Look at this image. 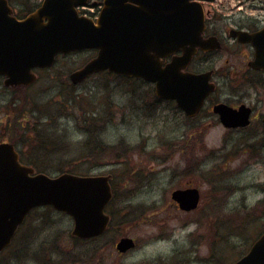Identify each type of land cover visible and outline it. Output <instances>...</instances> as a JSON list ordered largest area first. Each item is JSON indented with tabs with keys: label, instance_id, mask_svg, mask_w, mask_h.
<instances>
[{
	"label": "rangeland",
	"instance_id": "1",
	"mask_svg": "<svg viewBox=\"0 0 264 264\" xmlns=\"http://www.w3.org/2000/svg\"><path fill=\"white\" fill-rule=\"evenodd\" d=\"M39 1L14 0V6L17 13L25 14L28 8L33 9L34 2ZM18 2L23 4L22 7ZM234 3L236 6H230V9L238 6L237 0ZM92 56V52L85 51L59 58L51 73L68 75ZM226 58L223 52L199 56L195 71L213 68L216 97L254 107L251 127L242 131H227L213 117L210 126L184 123L181 114L169 103L152 102L157 109L148 116L138 109V105L142 100L152 101L153 96L143 98L149 87L138 82H131L133 86H130L123 85L120 80L118 82L122 84L114 89L116 78L94 76L77 86L74 94L80 95L82 103L83 100L86 103L81 104L82 111L88 107L100 111L104 108L103 104L99 107L100 85H107L109 93L103 95V101L104 97L110 100L117 115L115 121L102 130L101 139L114 146L118 144L121 151L126 150L127 158L108 161V156L102 160H79L83 157L81 151H84L82 134L87 128L80 123L82 111L79 110L78 114L70 113L55 121L63 136L58 148L64 149L65 154L43 157L37 161V166L49 176H56L58 173H54V169L64 165L62 168L74 166L77 170L74 174L99 175L110 171L119 185L128 182L125 189L116 190V198L109 207L113 216H121L119 222L115 218L120 228L113 226L100 239L75 242L70 236L72 221L69 217L40 209L28 220L29 230H35L34 235L23 233V237L29 238V245L20 246L17 241L0 256V264H38L45 253L41 246L51 245L54 241L60 252L52 253L53 257L49 253L51 258H47V262L51 264H84V256H89L97 247L95 258L102 260L101 264H232L245 254L258 235L264 232V140L258 124L264 114V85L252 87L255 80H226L221 75L227 68ZM235 60L239 62L236 66H240V61ZM232 61L229 59V63ZM48 74L43 73V77L25 94L4 91L0 80V142L21 141L26 136L22 127L48 123L43 119L26 124L19 118L14 124L10 117L23 109L19 106L16 111H11L21 104L23 94L28 101L35 102L33 105L42 108L49 101H55L60 87L46 78ZM132 87L136 92L129 95ZM110 89L114 90L110 92ZM231 89L238 94H233ZM238 89L251 90L240 92ZM31 105L28 103L24 108L29 110ZM48 110L53 113L56 107ZM33 116L39 117L36 109ZM43 129L45 133L51 131L47 127ZM182 134L186 136L184 152H192L193 165L187 162L188 156L178 153V140ZM17 144L18 151L29 153L28 146L22 148ZM240 150H246V154L239 155ZM223 177L226 179L222 180ZM188 181L200 189L202 200L196 210L182 212L174 206L171 192ZM256 206L260 210L258 214L249 215L248 212ZM233 218L239 219L234 221ZM126 236L133 239L136 247L124 257H118L114 246L119 238Z\"/></svg>",
	"mask_w": 264,
	"mask_h": 264
},
{
	"label": "water",
	"instance_id": "2",
	"mask_svg": "<svg viewBox=\"0 0 264 264\" xmlns=\"http://www.w3.org/2000/svg\"><path fill=\"white\" fill-rule=\"evenodd\" d=\"M201 0H104L96 23L78 17L76 7L85 0H43L23 19H16L6 0H0V76L6 86H29L33 70L53 65L57 55L97 50L96 56L73 71L76 85L90 75L107 71L151 82L155 94L175 100L187 115L202 106L215 86L212 71L185 72L198 49H219L215 38L203 39ZM204 1V0H203ZM239 42L255 48L254 68H264V30L253 35L235 33ZM181 52V55L176 53ZM171 61L163 66V59ZM227 128L249 124V109L214 107ZM264 122V118H263ZM111 198L108 177L35 173L20 164L12 144H0V252L7 248L26 215L34 208L51 206L73 219L71 236L89 239L105 232L104 208ZM171 199L185 212L199 202L195 189L175 190ZM134 247L130 238L116 244L119 253ZM234 264H264V234Z\"/></svg>",
	"mask_w": 264,
	"mask_h": 264
},
{
	"label": "flooded vegetation",
	"instance_id": "3",
	"mask_svg": "<svg viewBox=\"0 0 264 264\" xmlns=\"http://www.w3.org/2000/svg\"><path fill=\"white\" fill-rule=\"evenodd\" d=\"M8 2H9V5L13 9L12 10L13 15L15 17H17V19H21L27 15V14L17 13L16 7L14 6V3H16V2H12V0H8ZM103 2H104V0H85V3L82 6L76 8L77 16L85 18L87 20H90V21L96 23L99 15H100L101 10L103 9ZM40 4H41V2L40 3L34 2L32 4L33 10L36 9L37 7H39ZM237 4H238V6L236 8H234V9H230V8L228 9L227 8L223 12H220V13H218L216 11L214 12V11H210V10H207V11L205 10L206 11L205 17H204L205 28H204L202 37L205 40L209 39V38H215L217 40V42L219 43L220 48H219V50H216V51L198 50L196 52V54L192 57L187 68L185 69V72H189V73H193V74H200V73H204V72L211 70L212 76H211L210 80L215 85L214 90L204 98L202 106L193 115H187L186 112L181 107H179L177 105L175 100L162 99V98L157 97L155 95L154 85L152 83L144 81L143 79H138L135 77L121 76V75H117L114 73H108L106 71L93 74V75L89 76L87 79H85L84 81H82L81 83H79L77 85H73L69 80V75L71 72L68 75L60 76L58 74L51 73V72H53L54 67L49 68V69H35L33 72H34V75L36 76V80L32 84H30L29 86H6L4 84L5 78L3 76H0L1 86L3 87L4 91L11 90L13 93H16L18 91H14V90L22 89L25 92L28 89L34 87V85L41 79V77H43V73H49L46 78L51 79L53 81V85L56 87H60V88H61L62 83H64V88H66L65 87L66 84H70L76 88L77 86L81 85L82 83L86 82L87 80H89L90 78H92L94 76H111L113 78H116V85H114V87H113L114 89H118V85L122 84V83L118 82L120 80L123 81V85L133 86L131 84V82H138V83L143 84V85H148L149 88H147V91L145 92L143 98H145L148 95H152L153 96V97H151L152 101L146 102V101L142 100L141 104L138 105L139 106L138 109L140 111H142L143 113L147 114L148 116H150V114L153 111L154 112L156 111L155 109H157V108L154 105L155 103H157V104L158 103L159 104L169 103L174 107V109L177 112H179L181 114V116H182L181 121L184 123H188L192 126H200L204 123L207 126H210L211 125V124H209L211 122L210 118L213 117V118H215L216 123H219L220 126H222V128H224L227 131H237V130L242 131V130L249 129L251 127L252 119L254 117L253 116L254 107H251L250 105L242 103V102H239V103H231L229 101L225 102V101L220 100L219 97H216L215 95L217 92V85L213 81V79L215 77V70L213 68L209 67L206 69H202L200 71H195V68H197V65L195 62L199 56H206V55L210 56L212 54H215L216 52L217 53L223 52L227 55V58L225 60L227 68L223 71V73L221 75L226 80H228V81L231 80V81H236V82L237 81H243V82L249 81V82H251L252 80H255L256 82L254 84H252V87H260V86L264 85V68L261 67V68L257 69V68H254L252 65V62L255 59V48L252 46V44L250 42H245V43L239 42L238 36L234 35L235 33H246L247 35H253V34H256L258 32H261L262 30H264V0H237ZM18 5H20V7H22L23 4L18 2ZM34 6H36V7L34 8ZM233 6H236V4L234 3ZM260 43L264 47V39H263V41H260ZM87 51L92 52V54H93V56L90 59L95 57V55L97 54L96 50H87ZM177 55H181V52H178ZM234 58L237 59L238 61H240V63H241L240 66H236L239 62L236 63V60ZM229 59L233 60L232 63H229ZM89 60H87V61H89ZM170 61H171V57L164 59L163 60V66L165 64L169 63ZM100 88L101 89H99V92L101 93V97L99 99L100 100L99 107L101 104H103L104 105V108H102L103 110L100 109V111H98L96 109L88 107L87 109H84V111H92L93 114L87 115V112H86L85 123H84V121L83 122L80 121V123L87 125V128H84V132L82 134V140L85 141L88 138L90 139L88 148H85L84 152L89 155L88 158L97 159V160H102L103 158L108 157V156L110 157V158H108V161L109 160L116 161V160L122 159L123 157L127 158V155L125 153L126 150L121 151V148H120V146H118V144L114 146V144H108L103 139H101L102 130L106 127V125L113 123L115 121V116L117 115V113H116V108L113 109L115 105H112L110 100H106V97H104L105 101H103V95H107V93H109L107 85L101 84ZM66 89L64 91H66ZM114 89H112V90H114ZM112 90L110 89V92ZM238 90H241L240 92H246V91H249L251 89H238ZM58 91H60V90L58 89ZM135 92H136V89H134V87L129 89V93H130L129 95L135 94ZM231 92L233 94H238V93H234L232 91V89H231ZM69 94H70V92H69ZM79 97H80V95H79ZM145 99H147V98H145ZM82 104L86 105L85 100H83ZM220 104L226 105L228 108H230L233 111H238L242 106L245 107L246 109H249V115H248L249 124L244 126V127L238 126L235 128H232V127L227 128V127L223 126L221 121H220V114L214 111V107H216L217 105H220ZM65 115H67V113L63 112V115H61L59 118L65 116ZM80 117L82 119L83 115H81ZM260 117L261 118L258 121V124L261 126V133L260 134H261V139L263 141L264 140V123H263L264 114ZM53 124H54V126L57 127L55 122H53ZM95 137H96V139H93ZM185 137L186 136L182 134L180 139L178 140V143L180 146L178 153H179V155L188 156L187 162H189V164H192L193 159H194L192 152H187V153L184 152V149L186 147V144L184 142ZM23 139L26 140V138H23ZM2 142H7V141H1L0 143H2ZM115 147H117L116 150L114 149ZM15 149L18 153L19 162L22 165L30 166V165L26 164V160L30 159L29 153L25 154L24 152L22 153L21 151H18L16 146H15ZM129 153L131 154L130 151H129ZM242 154H246V150H240L239 155H242ZM31 157H32V155H31ZM107 163H109V162H107ZM98 166H100V165H98ZM196 166H197V164H196ZM189 171L190 170H188L187 172H189ZM99 176L108 177V183H109V186L111 188L112 198H113V195L115 194L116 190L125 189L126 184L128 183L127 182L125 184V182H122L124 185L123 184L119 185V182L116 183V181H115V175L112 174L110 171L102 172L99 174ZM221 179L225 180L226 178L223 177ZM187 189L197 190L199 193L200 203H201L202 193H201L200 189L198 187L194 186L190 181L186 182V184L181 185L180 187H178L175 190H187ZM200 203H199V205H200ZM173 204H174V206H176L178 208V206L175 202H173ZM109 206H110V203L106 209V212L108 214L110 212V209H108ZM35 210L31 211L30 213H33ZM109 216L111 219V215H109ZM27 218H28V215H27ZM27 218H26V220H27ZM26 220H25V222H26ZM117 227H119V226L117 225ZM108 228H107V230H108ZM104 235H106V233L103 234V236ZM103 236H101V237H103ZM121 238H119V239H121ZM94 239H91L89 241H92ZM6 251L7 250H5L3 253H5ZM97 253H98V247L96 249V258H97ZM128 253L129 252L124 253V254H118V257H124ZM96 258L95 257H88V255H86L83 258V262H84V264H101L102 260L97 261Z\"/></svg>",
	"mask_w": 264,
	"mask_h": 264
},
{
	"label": "trees",
	"instance_id": "4",
	"mask_svg": "<svg viewBox=\"0 0 264 264\" xmlns=\"http://www.w3.org/2000/svg\"><path fill=\"white\" fill-rule=\"evenodd\" d=\"M14 2V0H12ZM36 7V6H34ZM31 8V7H30ZM27 9V13H29L32 8ZM64 88V83H62L60 91H58V93L56 94L55 97V101H49V103L47 105H45L44 108L39 107V106H35L33 105L35 102L32 101H28L27 96H25L24 91L22 89H16L14 91H18L19 94H21V92H23V96L21 98V104L20 105H16L15 108H13L11 111H16V109L19 106H22L23 109L18 111V114L14 115L11 114V121L14 122V124H16V120H18L19 118H21L23 120V122H25L26 124H30L31 120H43L48 123L43 124V123H37L34 126H26L22 127L24 129L25 135L23 136L25 139H23L22 141H13L11 140V142H13L16 146L18 145L17 143H20L22 148L25 147H29V156L30 159L26 160V164L33 166L36 170H39L38 172H43V170L41 168H38L37 166V161L39 159H43V157H53V156H58L62 153L65 154V152L63 151L64 149H59V141H62L63 136L60 135V133L58 132V129L56 126H54L53 122H55L56 120H58V118L63 115V112H66L67 114L73 113V114H78L79 110L82 111L81 108V104H82V100L80 99L79 95H74V91H75V87H73L70 84H66ZM66 89V91H69L70 94H61V92H63ZM58 97V98H57ZM57 98V100H56ZM20 100V99H19ZM53 100V99H52ZM31 103L32 108L29 110H26L24 107L28 104ZM30 106V107H31ZM69 106H71V111H69ZM52 107H56V110L52 113L51 111H49L48 109H51ZM40 109V112L38 111V109ZM35 109L36 111L39 113V117L36 118L33 115L35 114ZM68 112H67V111ZM60 112V113H59ZM90 115L93 114L92 111H82L81 114L83 115L81 122L84 121L85 123V115ZM81 118V117H80ZM43 127H47L49 128L51 131L48 133L44 132ZM95 139V138H93ZM89 138L85 141H83V149L88 148L89 145ZM65 146V145H64ZM63 146V147H64ZM83 152V157L79 158V160L81 161H88L89 155L87 153H85L83 150L81 151ZM67 154V153H66ZM32 155V157H31ZM92 159H90L91 161ZM64 165H61L60 167H57V169H54V173H74L76 172V168H74V166H70L67 168H62ZM76 170V171H75ZM79 173V172H77ZM260 204V203H258ZM47 211H51L50 208H46ZM46 210H44V212H46ZM259 208H257V206L252 209L250 212H248L249 215H257L259 212ZM118 216V215H115ZM245 218H247V213L245 214ZM239 218H233L234 221L238 220ZM241 221V220H240ZM242 222V221H241ZM35 230L32 233V236L34 235ZM29 238H21L20 236H18L17 240L15 241V243L18 241L20 246H28ZM75 241V240H74ZM76 242V241H75ZM28 248V247H27ZM41 249L44 250V257H40V264H51L50 262H47V258L50 259L51 257L49 256V253H51V256L56 252L59 254L60 252V248L59 245L57 244L56 241H54L51 245L48 246H41ZM53 253V254H52ZM63 254V253H61ZM65 256V254H63ZM53 257V256H52ZM71 259H74V256H71Z\"/></svg>",
	"mask_w": 264,
	"mask_h": 264
}]
</instances>
